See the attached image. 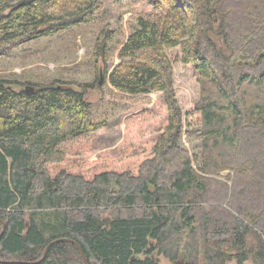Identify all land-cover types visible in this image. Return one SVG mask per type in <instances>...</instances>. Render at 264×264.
Masks as SVG:
<instances>
[{
  "label": "trees",
  "instance_id": "1",
  "mask_svg": "<svg viewBox=\"0 0 264 264\" xmlns=\"http://www.w3.org/2000/svg\"><path fill=\"white\" fill-rule=\"evenodd\" d=\"M102 11L92 84L0 79V264L39 261L58 239L88 264H160L155 251L173 264L180 249L212 247L218 262L264 264V0H0V57ZM177 48L197 74L200 155L182 144ZM155 94L167 116L152 142ZM78 132L95 138L84 174L51 171ZM225 170L231 186L217 180ZM227 196L229 210L208 205ZM79 253L57 242L38 264H83Z\"/></svg>",
  "mask_w": 264,
  "mask_h": 264
},
{
  "label": "rangeland",
  "instance_id": "2",
  "mask_svg": "<svg viewBox=\"0 0 264 264\" xmlns=\"http://www.w3.org/2000/svg\"><path fill=\"white\" fill-rule=\"evenodd\" d=\"M110 18L108 12H100L93 22L74 26L66 31H62L52 36L41 37L36 40L22 44L8 57H0V79L7 81L20 82L24 84H48L52 82L70 83V87L80 91L79 84H92L96 79V64L92 56V49L104 25ZM174 66L175 91L178 97L181 109L187 116V126L185 133L182 134L183 147L188 149L191 154L200 155L201 139L199 128V115L193 112V106L198 100V85L196 83L197 74L193 67H187L181 64L180 49L168 51ZM69 87V88H70ZM12 90L19 91L18 86H12ZM152 104L149 106L150 120L155 125L149 133V139L153 142L159 135L160 131L166 124V110L160 94L152 95ZM102 98V92L98 89H90L85 92V100L90 104L99 102ZM124 118V117H123ZM123 118L118 120L121 123ZM120 130V129H119ZM72 139V138H68ZM87 138L77 136L76 140L64 145L67 152V159L61 166L50 167L51 171L57 172L61 168L71 170L75 173H82L85 164L90 163V158L93 149L86 147L83 149L85 142L95 143V138ZM105 163L107 160H102ZM104 166H98L100 170ZM111 168V167H108ZM97 170V169H96ZM91 175V173L89 174ZM233 175L232 171H222L217 180L229 184L231 181L226 180V177ZM222 202H211L208 205L211 207L227 208L230 197ZM231 211V210H230ZM232 213H235L231 211ZM245 222L253 225L254 218L251 215H246ZM256 231L264 242V234L259 230ZM246 248L252 246V250L257 249V239L250 236L247 239ZM223 247L222 252L229 251ZM180 252L174 262H179L181 258H185V262L190 264H235V261L221 262L215 258L214 252L217 249H180ZM179 250V251H180ZM208 250V251H207ZM207 251V252H206ZM189 252V253H188ZM157 259L160 264H169V260L163 255H159L156 251L151 255ZM181 257V258H179ZM184 263V262H183ZM244 264H253L252 260L244 262Z\"/></svg>",
  "mask_w": 264,
  "mask_h": 264
},
{
  "label": "water",
  "instance_id": "3",
  "mask_svg": "<svg viewBox=\"0 0 264 264\" xmlns=\"http://www.w3.org/2000/svg\"><path fill=\"white\" fill-rule=\"evenodd\" d=\"M212 37L214 38V39H217V40H219V38L218 37H216V36H213L212 35ZM245 58L244 57H241V60H244ZM102 72L100 71V80H99V84H101V80H102V74H101ZM31 87H29V86H26L25 87V91L26 92H31ZM80 133L78 132V133H75L74 135H72V136H68L67 138H72L73 136H77V135H79ZM3 231H4V226H3V230L1 231V233H0V237H1V235L3 234ZM64 241H66V242H72V243H74L75 245H76V247L78 248V250H79V254L81 255V259H82V261H83V264H88V262H87V259H86V257H85V254H83L84 252H83V250L81 249V247L76 243V242H73L72 240H69V239H58V240H54V241H51V243L49 242V244L47 245V247L45 248V250H44V252H43V255H41L42 256V258L39 260V261H36V262H25V261H10V262H4L5 264H38L40 261H42L44 258H45V255L47 254V251H48V249H49V247L51 246V245H53V244H55V243H57V242H64ZM132 259H134V257H132L131 258V260ZM1 262V261H0Z\"/></svg>",
  "mask_w": 264,
  "mask_h": 264
},
{
  "label": "flooded vegetation",
  "instance_id": "4",
  "mask_svg": "<svg viewBox=\"0 0 264 264\" xmlns=\"http://www.w3.org/2000/svg\"><path fill=\"white\" fill-rule=\"evenodd\" d=\"M152 257V256H151ZM153 258V257H152ZM181 258V257H179ZM184 262V263H183ZM188 261L185 262V258H181V260H179V262H173V264H190V263H187Z\"/></svg>",
  "mask_w": 264,
  "mask_h": 264
}]
</instances>
